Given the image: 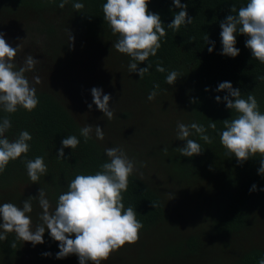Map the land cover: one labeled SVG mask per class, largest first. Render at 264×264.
Here are the masks:
<instances>
[{
	"label": "trees",
	"instance_id": "trees-1",
	"mask_svg": "<svg viewBox=\"0 0 264 264\" xmlns=\"http://www.w3.org/2000/svg\"><path fill=\"white\" fill-rule=\"evenodd\" d=\"M60 2L61 0H0V10L6 14L23 10L38 15V23L28 26L56 42L54 48L59 49V53L71 52L72 48H81L83 51L85 46L92 45L91 50H99L102 59L110 66L118 63L122 65L124 61L127 65L124 72L128 84L126 97L134 103H137L138 99H145L154 90L161 97L162 94L170 95L176 85L182 88L180 98L187 123L204 125L207 129L205 134L212 139V143H205L193 132L189 139L198 142L204 151L189 158L183 157L179 151L186 141L175 138L164 144L158 135V157L163 160L168 173L178 180H184L185 186L208 178L211 187L216 190V197L212 210L201 220L209 225L208 230L215 236L208 241L204 239V231L201 228L176 223L172 240L167 243L166 239L159 240L152 246H163L161 253L169 254L167 261L170 257L182 258L192 255L197 257L198 262L203 261V264L211 262L205 261L208 258L214 257L216 260L218 255L213 253H220L216 246H222L223 252L227 251L230 247L225 246V243H228L225 242L226 239H231L235 234L240 235L255 213L264 212V191H260L264 189V176L258 174L262 157L257 154L239 165L234 156L229 158L226 155L219 136L224 130L223 121L236 115L223 101L227 93L216 91L221 82H230L233 88H238L242 98L246 99L249 93L254 94L259 111L264 114V81L257 79L264 76V64L254 59L251 50L245 46L247 37L237 33L235 46L240 49V53L235 58L220 54V22L230 14L231 5L235 4L238 10L246 5L247 0H181L182 4L188 5L187 13L193 21L191 24L182 25L178 31L167 27L174 15L180 11L174 7L173 0H149L148 9L160 15L166 36L161 38V47L156 56H150L147 61L138 64V68L152 65L142 79L137 72L129 71L131 58L112 47L118 40V35H113L103 19L102 5L106 0H68L63 9L58 7ZM75 2L83 3L84 8L79 12L75 11ZM48 13L58 19L52 23L46 22L43 17ZM65 23L68 26H64ZM68 29L74 37L72 47H69ZM207 34L209 41L214 42L211 53L208 48L212 47V44H206L204 40ZM157 63L165 68V72L155 70ZM92 67L88 65L82 70H94ZM173 70L177 71L179 76L174 85H168L166 77ZM99 84H103V81ZM156 85H159V88H156ZM216 96L221 97V102L216 101ZM37 97L39 104L32 112L20 108L16 113L8 114L0 110V119L9 116L12 123V127L5 133L10 141L17 138L23 130H27L33 137L28 142L29 152L15 161H10L3 174H0V189L5 190L19 183H32L24 161L43 156L48 171L40 177L38 183H34V187L43 188L49 199L56 203L59 195L68 190V183L76 175L95 174L100 171V166L108 161V157L93 136L85 142L84 137L80 135L82 126L51 93L37 91ZM192 100L196 102L192 103ZM212 122L216 123L215 130L208 127ZM70 135H75L80 140L79 145L74 150L64 148L67 159L58 158L57 152L62 147V139ZM253 184L257 186V191L250 192ZM122 196L125 209L131 206L136 211V218L143 224L140 230L142 233L168 222L167 207L160 194L135 173L129 177L128 189L122 192ZM43 239V244H37L34 264H79L76 255L56 259L58 242L50 237L47 230ZM14 240L16 247L12 248L10 245ZM21 251L22 242L16 240L15 233H9L6 240L0 241V256L9 255L11 259H15ZM45 252L52 255L45 257L42 255ZM261 258H264V249L251 246L244 249L238 259L231 263L259 264Z\"/></svg>",
	"mask_w": 264,
	"mask_h": 264
},
{
	"label": "clouds",
	"instance_id": "clouds-1",
	"mask_svg": "<svg viewBox=\"0 0 264 264\" xmlns=\"http://www.w3.org/2000/svg\"><path fill=\"white\" fill-rule=\"evenodd\" d=\"M68 0H61L58 7L63 9ZM149 0H106L102 5L103 19L107 22L113 35H118V40L112 47L121 54L131 58L129 71L137 72L140 79L149 72L152 65L138 68V64L156 56L161 47V38L166 36L165 28L158 13L150 12ZM175 8L180 9L174 19L167 25L168 28L178 31L182 25L191 24L193 18L188 16L187 4L181 0H173ZM75 11L84 8L81 2L73 3ZM235 13V14H234ZM220 37L222 43L221 55L235 58L240 49L237 43V33L247 37L245 46L251 50L254 59L264 64V0H247L246 5L238 10L235 4L231 5L230 14L220 22ZM69 47H72L74 37L68 29ZM0 32V110L8 114L16 113L20 108L32 112L39 104L35 85L40 84L41 78L33 75L31 81L26 73L32 72L40 61L35 60L31 54L25 56L22 64L17 67L16 58L22 51V44L10 46ZM205 43L212 44L209 53L214 49V42L209 41L208 34L204 37ZM157 72H165V68L157 63ZM179 73L171 71L166 77L168 85H174ZM257 79L264 81V76ZM159 88V85L155 86ZM208 90L207 88L205 89ZM216 91L226 92L223 97L226 107L236 115L223 121L224 130L219 133L220 143L226 150V155L235 157L239 165L259 154L260 167L258 174L264 176V114L259 111V104L254 94L249 93L247 98L241 97V91L233 88L230 82L219 83ZM156 91L148 95V100H153ZM92 104L103 113L108 120L114 118V110L110 107L111 94H104L97 87L91 89ZM216 101L221 102V97L216 96ZM195 103V100L191 101ZM102 118V117H101ZM211 120V119H210ZM12 127L9 116L0 119V174L6 170L10 161H15L30 150L28 143L32 135L23 130L14 140H9L5 133ZM209 128L215 130L216 123L212 122ZM95 133L97 140L103 141L105 133L101 127L85 124L80 129V135L85 142ZM198 134L205 143H212L206 135L204 125L192 122L177 123V138L186 141L179 148L183 157H193L204 150L201 145L189 137ZM80 143L75 135L62 139V147L57 152V157H65L64 148L74 150ZM108 161L100 166V171L95 174H78L67 185V191L60 194L53 209L47 199L43 188L39 189L38 196H30L23 201V206L18 207L13 203L0 204V241L7 239L9 233H15L16 240L30 242L33 246L44 243V234L47 230L50 237L58 242L59 251L56 259H64L76 255L79 264H102L110 255L118 251L125 244H133L139 240L143 224L136 218V211L129 206L125 209L122 192L128 189L129 177L135 171V163L129 159L120 147L105 148ZM166 151V149H165ZM27 175L32 183H38L42 175L47 174V165L43 156L33 160H25ZM257 191V186L252 185L250 192ZM264 191V189H260ZM38 199L40 208V223L33 226L31 217L33 211L31 200ZM152 203V202H151ZM153 207L155 205L152 203ZM16 247L15 240L10 245ZM49 257L50 252L42 253ZM264 264V258L259 260Z\"/></svg>",
	"mask_w": 264,
	"mask_h": 264
},
{
	"label": "rangeland",
	"instance_id": "rangeland-1",
	"mask_svg": "<svg viewBox=\"0 0 264 264\" xmlns=\"http://www.w3.org/2000/svg\"><path fill=\"white\" fill-rule=\"evenodd\" d=\"M43 18L48 23L58 19L51 13L45 14ZM38 19V15L30 11L21 10L6 14L0 10V32L5 34V40L12 47L22 44V51L16 58L17 67L28 54L40 61L34 71L26 73L30 81L33 75L40 76L42 82L35 85L37 91L51 93L81 126L89 124L101 127L105 133L104 140H97L94 132L92 136L104 150L111 147L122 148L128 158L135 163L134 173L160 194L167 207L168 222L158 224L144 233L140 231L136 243H126L118 251L113 252L108 260L102 261V264H203V261L198 262L194 255L170 257L167 261L169 254L161 253L164 247L158 244L155 248L152 246L159 240L166 239V243L172 240L176 223L201 228L205 240H212L215 236L208 230L209 225L201 220L212 210L216 197V190L211 187L208 178L207 181L203 179L199 183L192 182L185 186L184 180H178L168 173L163 160L158 157L156 137L159 135L164 144L169 143L177 138V123L188 124L180 98L182 88L176 85L170 95L162 94L160 97L156 94L151 101L146 97L134 103L126 97L128 84L124 72L127 65L124 61L122 65L117 62L119 65L110 66L102 59L99 50H91L92 45L85 46L84 52L81 48H72L71 52L59 53V49L54 48L56 42L28 26L31 23H38ZM64 26L68 24L65 23ZM67 37L69 39V35ZM88 65L93 66L94 70H82ZM100 81H103V84H99ZM93 87L102 89L104 94H111L109 105L114 110L113 119L103 117V113L95 104H92V109L89 110L87 105L92 103ZM34 186V183L27 182L5 190L0 189V204L10 202L22 208L25 199L38 196L40 187ZM47 199L54 209L56 203L51 201L48 195ZM31 203L33 211L28 215L35 226L40 223L39 215L42 209L38 199L33 198ZM227 241L225 246L228 245L230 248L223 252L222 246H216L220 252L213 253L218 255L216 260L214 257L205 259L211 261L205 264H232L244 249L251 246L264 249V212L255 213L245 230L240 235L235 234L231 239H226L225 242ZM21 242L22 251L19 256L15 259H11L9 255L0 256V264H34L37 245L33 246L30 242L22 240Z\"/></svg>",
	"mask_w": 264,
	"mask_h": 264
}]
</instances>
